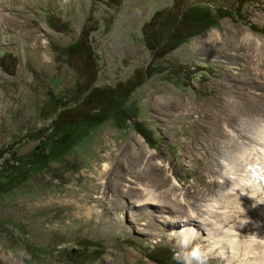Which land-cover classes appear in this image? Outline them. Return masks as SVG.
<instances>
[{"label":"rangeland","instance_id":"obj_1","mask_svg":"<svg viewBox=\"0 0 264 264\" xmlns=\"http://www.w3.org/2000/svg\"><path fill=\"white\" fill-rule=\"evenodd\" d=\"M172 6L228 15L152 61L142 26ZM80 33L94 85L113 86L148 64L155 72L131 94L124 128L106 120L0 194V264H175L172 233L184 225L171 224L174 216L197 231L208 264H226L228 248L217 239L238 220L264 218V194L245 180L250 163L240 159L264 148V0H0V148L13 146L0 165L39 144L26 132L50 125L54 97L73 104L76 84L87 80L73 66L79 56L67 54ZM159 163L164 186L150 180ZM230 175L202 194L207 180ZM147 183L165 206H136ZM212 213L235 217L223 224ZM236 257L232 264L241 263Z\"/></svg>","mask_w":264,"mask_h":264},{"label":"trees","instance_id":"obj_2","mask_svg":"<svg viewBox=\"0 0 264 264\" xmlns=\"http://www.w3.org/2000/svg\"><path fill=\"white\" fill-rule=\"evenodd\" d=\"M227 15L219 8L213 13L208 7L201 6H189L180 12L174 6L156 10L142 26V39L151 60L155 61ZM67 54L71 58L79 56V63L73 66L87 80L84 84H76L72 105L66 106L58 96L48 103L52 109L58 107L50 125L26 132V137L39 141L34 149L19 156L12 152L10 162L3 160L0 165V194L48 168L51 162L62 158L88 130L106 120L112 119L117 128H124L131 119L125 109L131 94L155 72V68L148 64L134 68L127 79L113 86H96L92 50L85 44L82 33L67 47ZM81 93L80 97L78 94ZM132 126L148 144L152 143L140 121L133 120ZM12 149V144L1 147L0 159Z\"/></svg>","mask_w":264,"mask_h":264},{"label":"bare ground","instance_id":"obj_3","mask_svg":"<svg viewBox=\"0 0 264 264\" xmlns=\"http://www.w3.org/2000/svg\"><path fill=\"white\" fill-rule=\"evenodd\" d=\"M228 145H231V144H228ZM226 147H228V146H226ZM229 148H230V146H229ZM228 150L230 151V149H228ZM218 152L219 151L217 149V151L214 153V155H212L215 158L216 163L218 162L217 158H216L217 157L216 155L219 154ZM247 152L244 151V153H242L245 158L243 156L242 157L240 156L241 157L240 159H242V161L245 160V161H249V163H250L249 164L250 168H248L249 166L246 167V168H248V170L246 169L248 171V173L246 174L247 178L245 180L248 183H250L251 186L255 187L256 192H260V193L264 194V180L261 179V176H264V148H261L260 151L256 150V149H252V151H250V153L253 152V154L251 153V155H248ZM232 156H233V154H232ZM238 161H237V163H238ZM242 161H241V163H242ZM159 164L160 165H157L156 167H154L152 169L151 174H150V180L154 181L157 186H164L167 182L163 176L164 174L161 171L162 170L161 167L163 164H161V163H159ZM242 169H244V168H242ZM214 172H216V170ZM230 178L234 179L235 177L230 175L226 178V176H225V177H223L224 180H222V181H219L216 178L211 179V180H207V182L204 183L206 185H204L202 188V194L206 195V192L208 190H210V188H215V187H219L220 189L223 188L225 185H227L228 182L229 183L231 182ZM142 179H143V177H142ZM147 181H149V180H147ZM152 181L150 182V184L152 183ZM238 183L241 184L243 182L240 183L237 179H235L234 184L237 186ZM245 184H247V183H245ZM144 185H146V188L144 187V189L147 191V194L143 197H140L139 199H136V201L138 202L136 204V206H143L146 204L147 205H154V206H159V205L165 206V205H163L165 203L164 200L163 199L161 200L159 195L157 193H155V191H153L154 187H152V186H154V184L149 185L147 183ZM250 185H248V187ZM173 187H171V186L168 187V189H166V191L167 190L171 191V189ZM164 189H165V187H164ZM155 190H156V188H155ZM163 191H165V190H163ZM132 196H133V194H132ZM198 210L204 211L201 207H199ZM220 215L212 213V215H210V216L213 218H217V217H220ZM233 217H235V215H233V213H231V215H227L224 218L220 217V218H218V220L221 223L226 224V223H230V221ZM184 220H187V219L180 218L178 216L177 217L174 216L170 219V223L171 224H177V223H180L178 221H184ZM191 220H194V218H192ZM204 220L207 221L210 219H207V217H206V218H204ZM241 221H248V222L245 224H242ZM241 221L238 220L237 222H235L236 225L233 228V231H227L223 235V237H221L220 239H217V243H219V244H216V245H219V246L221 245L220 247H222V248H225V247L228 248L227 251L224 253L227 256V261H228V262H226V264L234 263L235 262L234 258H237L236 255H238V254L240 255V260H236V261H238V262L240 261L241 262L240 264H243V263L244 264H264V262H263V260H264V218L262 219V221L260 219L255 220V221H251V219H242ZM190 223H192V222H190ZM209 224H210V222H209ZM216 231H218V229ZM243 233H246V234H243ZM198 239H199V237L197 238L196 241H194V243L198 242ZM214 248H216V246H214ZM218 256L220 257L221 255H218ZM215 258H217V257H215ZM254 259L256 261L253 262ZM216 263L220 264L217 259H216Z\"/></svg>","mask_w":264,"mask_h":264},{"label":"clouds","instance_id":"obj_4","mask_svg":"<svg viewBox=\"0 0 264 264\" xmlns=\"http://www.w3.org/2000/svg\"><path fill=\"white\" fill-rule=\"evenodd\" d=\"M258 203H264V200ZM181 222L184 226L178 231L174 230L172 235L178 236L173 248L172 260L175 264H208V251L200 243H194L198 238L197 231L187 222ZM248 221H241L242 224Z\"/></svg>","mask_w":264,"mask_h":264}]
</instances>
